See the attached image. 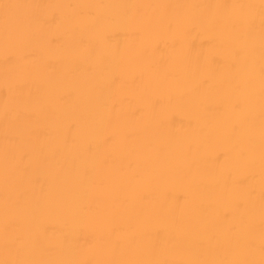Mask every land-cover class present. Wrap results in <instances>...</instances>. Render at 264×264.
<instances>
[{
    "label": "bare ground",
    "instance_id": "1",
    "mask_svg": "<svg viewBox=\"0 0 264 264\" xmlns=\"http://www.w3.org/2000/svg\"><path fill=\"white\" fill-rule=\"evenodd\" d=\"M0 264H264V0H0Z\"/></svg>",
    "mask_w": 264,
    "mask_h": 264
}]
</instances>
